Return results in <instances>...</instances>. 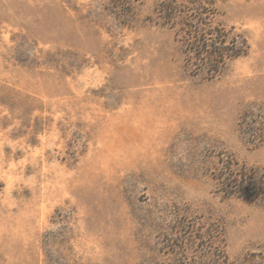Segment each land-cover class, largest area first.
Instances as JSON below:
<instances>
[{"label": "rangeland", "instance_id": "374dc122", "mask_svg": "<svg viewBox=\"0 0 264 264\" xmlns=\"http://www.w3.org/2000/svg\"><path fill=\"white\" fill-rule=\"evenodd\" d=\"M160 2L0 0V264H264V0L214 79Z\"/></svg>", "mask_w": 264, "mask_h": 264}, {"label": "trees", "instance_id": "16d2710c", "mask_svg": "<svg viewBox=\"0 0 264 264\" xmlns=\"http://www.w3.org/2000/svg\"><path fill=\"white\" fill-rule=\"evenodd\" d=\"M156 15L159 23L176 30L185 65L193 74L214 79L224 72L230 60L250 50L244 31L214 20L215 0H161ZM224 174L229 192L250 198L256 193L264 194L257 184L256 170H225Z\"/></svg>", "mask_w": 264, "mask_h": 264}]
</instances>
